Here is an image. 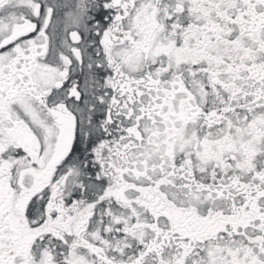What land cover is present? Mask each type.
I'll return each instance as SVG.
<instances>
[{
  "label": "snow or ice",
  "instance_id": "1",
  "mask_svg": "<svg viewBox=\"0 0 264 264\" xmlns=\"http://www.w3.org/2000/svg\"><path fill=\"white\" fill-rule=\"evenodd\" d=\"M0 264H264V0H0Z\"/></svg>",
  "mask_w": 264,
  "mask_h": 264
}]
</instances>
